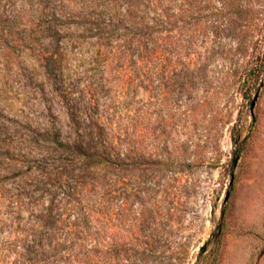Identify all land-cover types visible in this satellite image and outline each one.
I'll return each instance as SVG.
<instances>
[{
	"label": "rangeland",
	"instance_id": "374dc122",
	"mask_svg": "<svg viewBox=\"0 0 264 264\" xmlns=\"http://www.w3.org/2000/svg\"><path fill=\"white\" fill-rule=\"evenodd\" d=\"M177 2L158 34L164 53L151 66L152 91L85 94L95 69L79 21L66 15L49 28L37 18L44 0H0V264H22L27 233L49 215L55 176L81 168L55 139L71 144L98 118L122 146L113 164L88 175L98 187L91 203L99 188L117 190L104 200L110 217L92 226L182 248L90 264H264V0ZM61 49L60 85L73 94H58L49 73L47 58ZM187 65L197 72L186 74ZM63 204L60 228L75 220Z\"/></svg>",
	"mask_w": 264,
	"mask_h": 264
},
{
	"label": "trees",
	"instance_id": "16d2710c",
	"mask_svg": "<svg viewBox=\"0 0 264 264\" xmlns=\"http://www.w3.org/2000/svg\"><path fill=\"white\" fill-rule=\"evenodd\" d=\"M44 1L43 8L37 15L38 20L45 23L44 26L51 28L54 23L69 15L79 21L80 29L91 35V65L95 70L85 85V94H134L142 85H145L146 92L152 91L150 77L154 71L151 66L157 50L164 53V39L158 34H163L166 30L170 17L169 4H177L178 0ZM181 16L182 12L179 10L173 14L176 20L181 19ZM153 17L157 20L156 23H153ZM47 59L48 66L53 69L49 73L56 81L57 93L73 94L67 89L65 82L61 81L60 85V78L64 75L63 50L53 53ZM140 66L147 69L146 74H137ZM188 66L186 74L197 72L190 70ZM142 78L145 80L140 81ZM67 103L70 105L68 101ZM71 118L73 123H77L74 113H71ZM97 122V128L85 132V137L79 131V139L71 144L55 139V143L67 153L73 167L76 164L81 168L74 170L72 176H66L63 172L55 176L58 184L51 198V207L47 211L49 215L43 216L42 223L27 233L22 264H90L88 261L95 256H179L181 245L155 241L125 242L118 239L115 232L111 234L112 237L107 236L106 227L92 226L94 221L100 224L110 217L108 213L111 212L104 208V200L106 195L115 197L117 190L116 185L108 188L107 192L103 188L105 192L102 193V188H99L98 199L91 203V188L95 190L98 187L93 183L90 186L87 184L90 181H87L88 175L113 164V159L117 157V145L122 146L121 143L116 144L111 134L106 133L102 126L103 120L98 118ZM234 135H238L235 129ZM70 181L74 184L71 185ZM58 197L61 198L57 199ZM63 202H73L69 210L70 217L73 216L75 220L60 228L55 226V211L62 208ZM217 239L218 245L220 236ZM86 256L90 257L87 259Z\"/></svg>",
	"mask_w": 264,
	"mask_h": 264
},
{
	"label": "water",
	"instance_id": "95a60500",
	"mask_svg": "<svg viewBox=\"0 0 264 264\" xmlns=\"http://www.w3.org/2000/svg\"><path fill=\"white\" fill-rule=\"evenodd\" d=\"M256 100H257V97H256V98L254 99V101L252 102V105H251V109H252V110H253L254 107H255ZM233 180H234V175L231 176L230 185L233 183Z\"/></svg>",
	"mask_w": 264,
	"mask_h": 264
}]
</instances>
